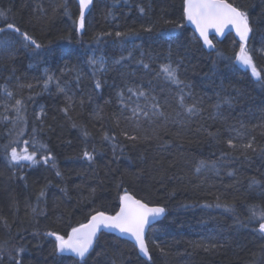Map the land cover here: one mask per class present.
<instances>
[{
    "label": "trees",
    "instance_id": "16d2710c",
    "mask_svg": "<svg viewBox=\"0 0 264 264\" xmlns=\"http://www.w3.org/2000/svg\"><path fill=\"white\" fill-rule=\"evenodd\" d=\"M132 1L95 0L84 29L77 31L76 0H0L6 13L0 27L12 23L41 45L35 48L11 29L0 32V86L7 82L11 97L28 109L0 108V259L3 264H11L10 256L21 264H264V233L256 230L261 221L247 219L250 205L264 208V88L256 89L233 56L218 58L204 49L182 19L183 0ZM235 5L248 11L253 32L247 46L261 61L264 0H235ZM177 22L183 26L174 27ZM4 39L8 44H1ZM221 46L235 54L239 42L229 34ZM95 50L110 66L106 71L88 63ZM167 63L179 67L182 84L158 75ZM46 70L56 85L44 87ZM130 87L149 94L148 103H160L153 111L164 115L151 122L141 117L139 124L128 119L132 107L146 102L128 92ZM0 93L1 103L13 102ZM180 94L200 110L188 114L178 107ZM248 143L252 148L245 149ZM40 144L47 149L37 151L35 165L10 163L3 147L31 152ZM48 151L54 160L45 164L40 158ZM200 160L206 163L197 171ZM125 190L166 210L147 234L150 260L131 241L106 232L83 261L54 251L55 237L47 233L66 237L96 211L116 213ZM198 244L216 248L205 251ZM21 246L24 251L17 253Z\"/></svg>",
    "mask_w": 264,
    "mask_h": 264
},
{
    "label": "snow or ice",
    "instance_id": "6c2138e0",
    "mask_svg": "<svg viewBox=\"0 0 264 264\" xmlns=\"http://www.w3.org/2000/svg\"><path fill=\"white\" fill-rule=\"evenodd\" d=\"M93 0H79V15L76 17L75 23L77 24V31L84 29L85 27V12L92 5ZM67 11V9H66ZM141 12L144 11L143 8L140 9ZM183 17L195 25L199 37L203 38V41L210 48H214L212 41L209 40V30H215L218 34H223L225 28H231L235 30L236 35L239 37V49L234 54V59L240 65L245 66L246 68L251 69V75L256 78V81L264 86V76L261 75L264 72V69L258 70L257 65L254 62L252 50L247 46L249 40V34L253 32L252 22L250 20L248 11L242 5H235V0L233 3H229V0H183ZM0 18H6V13L4 10H0ZM166 23H174L172 21H166ZM183 25L174 24V27L180 28ZM6 29H11L16 33H19L24 41L29 42V44L34 45L35 48L39 49L41 47L27 32H21L20 28L15 26L12 23H8L6 28L0 27V32H4ZM151 31V28L147 29ZM110 35V33H109ZM117 37H124L129 35H134L131 32H116ZM123 59V57H121ZM88 63L93 66H98L99 71H106L105 58L103 56L89 57ZM119 63V61H115ZM142 63V62H141ZM145 68H148V64L143 65ZM46 79L44 80V87L47 88L49 83L53 81L54 77L45 72ZM158 75H162L166 81H170L172 84L180 85L183 83L179 79V67L173 66L171 63L160 65V72ZM97 88L100 87V81L97 80ZM187 86V85H186ZM4 88L6 95L9 97L12 96V93L7 91L6 86H0ZM30 88L31 85H28ZM57 87L60 92H64V88L59 86L57 81ZM128 92L133 93L139 97H145V104L141 106L136 104L135 107L131 108V117L128 119L135 120L137 124L141 117L148 118L151 122L152 116H163V112H155L153 109L160 107L158 103H148V97L144 90L134 91L133 88H128ZM121 97V103H124L123 92L118 93ZM69 105H71V98L69 97ZM131 99V97H129ZM152 100H155V97H152ZM230 102V101H227ZM178 104L186 112L195 114L198 109L194 104H186L185 96L180 94L178 96ZM22 105V100L17 99L15 101L14 108L17 113L20 112V107ZM215 107H219L216 105ZM65 112L68 111L67 108L64 109ZM75 126V125H74ZM35 131V129H33ZM88 135V133H85ZM127 136V132L124 133ZM210 135H212L210 133ZM148 138V137H146ZM104 139H110V137L105 134ZM129 139H138L136 136H131ZM33 147L36 148L35 138H33ZM25 144L28 141L24 142ZM227 143L230 146L235 147L233 141L229 139ZM6 152V155L9 158L10 163H19L21 161H27L30 165H35L40 161L37 160V151L46 150L47 145L40 144L37 150L31 152L28 151V148L25 147L22 151H18L16 147H12L10 152L8 151V145L3 146ZM245 149L252 148V144L248 143L243 146ZM85 157L91 160L92 154L88 151L83 153ZM45 164L50 160H54L50 151H48L47 156H42L40 158ZM205 161L200 160L196 170L199 171L201 167L205 165ZM55 167V164H53ZM57 175H60L57 172ZM256 183V181H253ZM44 195L43 189L40 191L37 200ZM120 200V209L115 215H108L104 211H96L95 214L91 215L87 223L80 224L78 227H73L71 232L65 235H60L56 232L47 233L55 237V247L54 251L58 254L60 253H72L75 257L79 258L80 261H83L87 254H89L90 249H92L94 242L97 240L98 232L101 228L109 230H118L120 233L130 234L134 238L136 246L139 248L140 252L147 256L149 259L151 257L148 255L149 249L145 240V231L150 227L151 223L155 221L158 217L162 216L165 213V208L162 206H150L149 203L144 202L142 199H136L135 196L127 192L126 190L122 195L119 196ZM33 212H36L37 209L33 207ZM250 215L247 218L249 223H252L259 219L261 222L258 224L256 229L260 233H264V208L258 204H252L249 206ZM198 247H204L205 251L216 248V245H203L198 244ZM3 251V246H0V252ZM23 246L16 249L17 253L23 252ZM163 251V249H161ZM11 264H21V261L16 259L14 256H10ZM0 264H3L2 259H0Z\"/></svg>",
    "mask_w": 264,
    "mask_h": 264
},
{
    "label": "rangeland",
    "instance_id": "374dc122",
    "mask_svg": "<svg viewBox=\"0 0 264 264\" xmlns=\"http://www.w3.org/2000/svg\"><path fill=\"white\" fill-rule=\"evenodd\" d=\"M112 1V0H111ZM132 0H129V2H128V5H132L133 4V1L131 2ZM131 2V3H130ZM78 7H79V5H78ZM123 8L125 9V7L123 6ZM140 8H143V6H140ZM127 9V8H126ZM127 11H130V9L128 8L127 9ZM78 13L77 14H79V10L77 11ZM144 12V11H143ZM115 7H112L111 5H110V10H109V14H110V16H111V18H113V17H115ZM182 19H185L184 17H183V12H182ZM72 20H74L73 18H72ZM71 19H69V21H70V23L72 24V21ZM75 21V20H74ZM185 21H186V24H187V26H189L188 25V23H187V20L185 19ZM177 24H180V23H178L177 22ZM181 24H182V22H181ZM194 32V31H193ZM195 33V32H194ZM135 35H137V33H134V35L133 36H135ZM195 35H196V33H195ZM129 36H132V35H129ZM197 36V35H196ZM197 38H198V36H197ZM11 42L13 43V42H15V40H14V38L13 37H11ZM76 42V40H74L73 39V43H75ZM202 42V41H201ZM221 42L222 41H218L216 38H214L213 39V44H214V48L212 49V50H210V51H208L205 47H204V44H203V47H204V49L208 52V53H213V54H216V56H218V58H221V57H224L222 54H225L226 56L227 55H229V57L230 56H233V60H234V62H235V64H237L238 65V63L235 61V59H234V54H231L230 52H227L226 50H225V48H223L222 46H221ZM1 44H3V45H5V44H8V42H7V40H5L4 39V41L1 43ZM86 44H87V47L89 48V49H93L92 47H90V46H88V44H89V41H86ZM96 44L98 45V48L102 45V43H100V41H97L96 42ZM264 44V43H263ZM264 46V45H263ZM234 48H236L235 46H233ZM223 48V49H222ZM233 48V49H234ZM263 50H264V47H263ZM92 52H93V50H92ZM84 53V52H83ZM96 53V54H95ZM94 54L95 55H93V56H95V57H99L98 56V54H97V52H96V50L94 51ZM125 52L123 53V58L125 57ZM253 55V59H254V62H255V64L257 65V69L258 70H261V69H264V58L262 57V60L261 61H259L258 60V57H257V50L255 49L254 50V54H252ZM220 61H222V60H220ZM109 62H111V61H109ZM224 63H226L225 61H223ZM106 63H107V61H106ZM105 63V64H106ZM106 66V70L107 69H109V65L108 64H106L105 65ZM239 66V65H238ZM240 67V66H239ZM241 68V67H240ZM93 70H96L97 72L99 71L98 70V66H94V68H93ZM54 74H56L55 72H54ZM261 75L262 76H264V72H262L261 73ZM56 76H57V74H56ZM250 76L252 77V80L254 81V83H255V86H256V89H263L264 88V86H261L257 81H256V78L255 77H253L251 74H250ZM53 83H54V85H56V83L54 82V80L52 81ZM60 85H61V82H60ZM4 86H6V88H7V91H9V92H11L12 93V96L14 97L15 95H13L14 94V92L12 91V89H11V87L9 86V84L6 82L5 84H4ZM3 88V87H2ZM173 89V88H172ZM4 90V89H3ZM173 91H174V89H173ZM0 92H3L4 94H5V96H8V95H6V93H5V91H1V89H0ZM175 92V91H174ZM147 94V93H146ZM2 94L0 93V96H1ZM175 96H176V93H175ZM18 97V96H17ZM20 97V96H19ZM147 97L148 98H150L151 99V97H149V94H147ZM11 99L10 100H12L13 102H11V103H9V102H6V103H4V102H0V108L2 109V107L3 108H11V109H15L14 108V105H15V98H12V97H10ZM145 98V97H144ZM176 99H177V96H176ZM178 103V102H177ZM142 105H144L145 104V102H142L141 103ZM160 104V103H159ZM178 107H179V105H178ZM20 108H25V109H27V105H25V104H23L22 103V105H21V107ZM162 108V107H161ZM180 108H182V107H180ZM183 109V108H182ZM3 110V109H2ZM28 110V109H27ZM184 110V109H183ZM185 111V110H184ZM163 112V111H162ZM164 113V112H163ZM188 114H191V113H188ZM145 119H147V120H149L148 118H145ZM152 119V118H151ZM18 123H19V121L18 120H15V126H18ZM14 126V125H13ZM14 132V131H13ZM10 143V142H9ZM12 143H16V144H18V146H17V148L18 149H21V148H19V147H22L21 145H22V142L21 141H18V143L15 141V139H13L12 140ZM0 145H3V143L2 142H0ZM23 148V147H22ZM213 167H215V165H212Z\"/></svg>",
    "mask_w": 264,
    "mask_h": 264
},
{
    "label": "water",
    "instance_id": "95a60500",
    "mask_svg": "<svg viewBox=\"0 0 264 264\" xmlns=\"http://www.w3.org/2000/svg\"><path fill=\"white\" fill-rule=\"evenodd\" d=\"M76 1H77V4L79 5V0H76ZM94 3H95V0H93L92 5L90 6V8L86 10V12H85V16H86V14L92 9ZM229 3H230V2H229ZM187 23H188L189 27H190V28L196 33V35L198 36V38H200V37H199V33L197 32V30H196V28H195V25L192 24V23L189 22V21H187ZM229 34H232V35L237 39V41H239V37L236 35L235 30H234V29H231L230 27H229V28H225L224 31H223V34H218V33L215 32V30H209V40H211V41H212V44H213V39H214V38H216L218 41H223V40L225 39V37H226L227 35H229ZM251 35H252V33L249 34V39H250ZM200 39H201L202 43L204 44V47H205L208 51H210V50L213 49V48H210L208 45H206V44L204 43L203 38H200ZM247 43H248V42H247ZM213 45H214V44H213ZM241 66H242L245 70H248V71L250 72V74H251V69H250V68H246V67L243 66V65H241ZM130 194H132V193H130ZM132 195H133V194H132ZM133 196H134V195H133ZM135 198L138 199L136 196H135ZM144 202H145V201H144ZM149 205H150V206H160V205H151V204H149ZM119 209H120V208H119ZM118 211H119V210H118ZM118 211H117V212H118ZM165 213H166V211H165ZM165 213H164L162 216L158 217L155 221H153V222L151 223L150 227H151L153 224H155L156 222H158V221H160L161 219H163L164 216H165ZM94 214H95V213H94ZM107 214H108V215H115V213H114V214L107 213ZM89 219H90V218H89ZM89 219H88V220H89ZM88 220H87L86 222H84V223H87ZM77 227H78V226H77ZM150 227H148V228L146 229V231H145V240H146L147 246H148V242H147V234H148V231H149V228H150ZM70 232H71V231H70ZM104 232H106V233H111V234L117 235V236H119V237H121V238H123V239L129 240V241H131V242L136 246V244H135V242H134V238L131 237L130 234L120 233L118 230H109V229L101 228V230H100V231L98 232V234H97V236H98L97 240L99 239L101 233H104ZM60 235H61V234H60ZM97 240L94 242L92 249H90L89 254H87V256L85 257V259H86V258L92 253V251L94 250ZM136 247H137V246H136ZM137 249H138V251H139V253H140V255H141L142 257H144V258L147 259V260H150L147 256H145L143 253L140 252V250H139L138 247H137ZM148 249H149V246H148ZM61 254H63V255H70V256L75 257V255L72 254V253H61ZM148 255L151 257V255H150V251H149ZM75 258H77V257H75ZM77 259H79V258H77ZM85 259H84V260H85Z\"/></svg>",
    "mask_w": 264,
    "mask_h": 264
},
{
    "label": "bare ground",
    "instance_id": "6f19581e",
    "mask_svg": "<svg viewBox=\"0 0 264 264\" xmlns=\"http://www.w3.org/2000/svg\"><path fill=\"white\" fill-rule=\"evenodd\" d=\"M90 11H91V10H90ZM90 11H89V12H90ZM89 12H88L87 14H89ZM87 14H86V16H87ZM86 16H85V17H86Z\"/></svg>",
    "mask_w": 264,
    "mask_h": 264
}]
</instances>
